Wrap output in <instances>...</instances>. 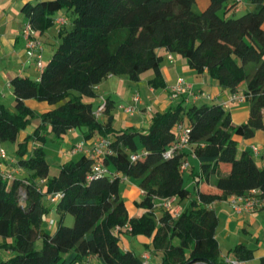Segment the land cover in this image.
I'll return each instance as SVG.
<instances>
[{"label":"trees","instance_id":"obj_1","mask_svg":"<svg viewBox=\"0 0 264 264\" xmlns=\"http://www.w3.org/2000/svg\"><path fill=\"white\" fill-rule=\"evenodd\" d=\"M247 1L249 9L239 17L231 16L237 13L234 0H208L199 13L193 11L196 0H38L25 4V23L37 39L56 24L57 15L65 23L58 26L59 43L43 63L38 79L11 78L13 109L0 102V146L17 144L14 160L8 156L1 160L0 238L10 257L0 264H150L120 247L123 232L148 237L147 251L158 258L155 264H226L220 258L215 238L218 219L211 206L253 190L264 200V165L259 166L250 152L238 150V139H251L264 131V0ZM164 53L182 58L196 74L206 71L230 94H238L244 85L246 122L233 125L220 102L178 103L155 111L145 131L115 130L110 100H105L100 118L93 115L92 104L83 99H94L97 86L109 77L125 76L137 82L150 70L149 85L164 89ZM28 100L50 108L37 113L26 106ZM34 119L39 123L33 132L21 137ZM181 124L188 129L187 147L164 158ZM73 129H80L84 140H108L99 161L107 173L93 172L95 161L84 154L61 164L58 174L49 177L43 143L47 136L61 141ZM188 155L199 166L194 188L199 178L206 182L215 178L214 187L221 194L196 191L191 198L193 193L184 186L180 171ZM132 156H136L134 161ZM11 170L23 175L15 177ZM7 174L11 180L5 178ZM123 178L134 181L142 192L135 204L144 211L140 216L129 217L119 197ZM50 195H56V200L46 206L43 201ZM170 199L176 204L188 200V208L180 213L165 210L161 204ZM51 210L59 216L52 234L42 227ZM67 214L73 217L70 227L63 222ZM7 239L13 243L8 245ZM231 253L239 262L253 258V250L244 245ZM258 264H264V257Z\"/></svg>","mask_w":264,"mask_h":264},{"label":"crops","instance_id":"obj_2","mask_svg":"<svg viewBox=\"0 0 264 264\" xmlns=\"http://www.w3.org/2000/svg\"><path fill=\"white\" fill-rule=\"evenodd\" d=\"M38 0H0V102L6 105L9 109L14 105V94L9 85L11 78L15 76L27 77L36 81L39 77V71L36 69L34 61L29 59L25 53V42L21 35L25 23L23 8L27 2H35ZM208 6V0H196L195 6L202 11ZM249 9L248 1L243 0V4L238 5L236 12L246 11ZM61 15H57V18ZM56 28V29H55ZM58 25L55 24L52 28L47 30L38 39L43 45L42 62L47 63L57 47L55 43H59L57 36ZM45 61V62H44ZM161 73L163 75L166 87L164 89H153L146 80L133 82L125 76L109 77L100 83L95 89L97 99L96 109L101 104V99L110 100L114 105L113 108V128L115 130L132 129L136 131H145L150 124V119L155 111L163 112L178 103L187 105H207L205 102L210 101L211 104L215 102H225L229 98L230 93L227 90L220 89L216 82L212 80L208 73L204 71L201 74L188 69L186 62L174 55L164 53V59L161 64ZM179 78H183L184 82L189 87L188 90L179 96L177 99H170L169 90L173 87ZM141 85V86H140ZM245 86H241L238 94H242ZM135 93L139 94L140 100L136 104V110L133 113L125 111L126 107L134 105L132 100ZM91 103V102H90ZM26 106L37 113H43L50 107L44 103H38L33 100L25 102ZM92 104V103H91ZM93 106V104H92ZM230 113L233 125H240L246 122L248 117V103H231L227 109ZM32 128H29L27 133H21V137L30 134ZM97 137H92L89 140H84L80 129H73L67 132L62 139V146L66 149H61L57 156L58 164H63L69 161L77 160L83 152H75L74 146L83 144L86 149L91 148L92 142ZM252 147L258 150L255 156L252 152ZM32 148V145L30 146ZM239 152L248 151L253 154L259 166L264 165V131H257L253 138L247 140L238 139ZM189 153V151H187ZM10 161L14 160L13 156L7 155ZM188 168L183 172L188 173V188L192 191L195 197V192L200 191L206 194H221L219 190L214 187L215 178L204 181L199 178L198 188H194L195 181L193 176L199 172L197 161L192 155L187 156ZM59 165V166H60ZM11 174L15 177H21L22 172L11 170ZM123 188V196L126 194H134L138 191V196L133 199V217L143 214V210L138 208L135 204L140 200L142 194L137 184L129 179L123 178L120 181ZM185 186V185H184ZM191 188V189H190ZM189 201L185 200L180 204L172 201V212L180 213L188 208ZM127 208V205L125 203ZM211 208L214 210L218 223L215 230V238L218 243L220 258L226 264L232 262L237 264H258L260 259L264 257V203L262 206L251 212H236L229 202V198L223 201L215 202ZM128 212V208H127ZM159 214V213H158ZM129 215V214H128ZM138 236L136 238H140ZM218 237L222 240L225 246V251ZM254 243L256 247L251 248L250 244ZM150 241L145 245H149ZM237 245H244L246 248L253 250V259L250 261L239 262L232 255L231 251ZM249 246V247H248ZM121 247V246H120ZM1 249V242H0ZM123 250H131L128 247H123ZM9 253V252H8ZM10 254V253H9ZM148 256V262L158 261L154 255L148 251H143L140 255ZM155 258V259H154ZM153 264V263H150Z\"/></svg>","mask_w":264,"mask_h":264},{"label":"built area","instance_id":"obj_3","mask_svg":"<svg viewBox=\"0 0 264 264\" xmlns=\"http://www.w3.org/2000/svg\"><path fill=\"white\" fill-rule=\"evenodd\" d=\"M238 5L243 4V0H234ZM65 23V18L58 17L56 19V24L63 25ZM21 35L25 42V53L27 57L34 61L35 67L38 71H40L43 67L42 62V53H43V45L39 39L35 37L34 31L28 25V23H24L23 30ZM187 84L184 82L183 78H179L176 84L170 88L169 96L170 99L174 100L177 99L179 96L184 94L188 90ZM134 105L125 108V111L128 113H133L136 110V104L139 102L140 97L138 93H135L132 98ZM241 103L245 102L244 97L241 94H230L229 98L225 102H221L222 107L227 110L231 103ZM105 107V100L101 99V104L95 109L93 115L96 118L101 117V113ZM188 144V129L183 125H178L176 127V138L173 145L163 154L164 158H168L174 153H178L183 151ZM108 146V140L105 138H96L92 144L90 149H86L83 144H78L74 146L75 152H83L85 155L89 156L92 160L95 161L93 166V172L95 173H107V170L104 169L100 164V158L103 157L106 153ZM252 152L256 156L258 154V150L255 147H252ZM7 155L5 151L0 146V169H4V166L1 160H6ZM131 159L134 161L136 156H132ZM188 168V162L185 161L180 166V171L184 172ZM7 180L12 179L11 174L4 175ZM142 194V192H141ZM259 191L253 190L248 195L243 197H230L229 202L233 209L236 212H251L254 211L262 206L264 200L259 198ZM56 195L54 196H46L45 199L49 202H54L56 200ZM22 199H25V195L22 194ZM174 199L166 200L161 204V207L165 210H170L172 208V201ZM127 228V227H125ZM145 263L148 262V256H142ZM230 264H237V263H230Z\"/></svg>","mask_w":264,"mask_h":264},{"label":"rangeland","instance_id":"obj_4","mask_svg":"<svg viewBox=\"0 0 264 264\" xmlns=\"http://www.w3.org/2000/svg\"><path fill=\"white\" fill-rule=\"evenodd\" d=\"M193 11H194V13L200 12V10H198L196 7H193ZM244 13H245V11L242 10L241 12H238L236 14H232L231 16L232 17H239V16L243 15ZM218 15H219V17H222L221 13H219ZM49 43L50 44L55 43V46L58 45L56 42L49 41ZM159 53L163 54V50L162 49L159 50ZM151 74H152V71H150V70L145 71L140 75V78H141V80H146L147 78L152 77ZM83 100L86 102H91L93 104V107H96V102L98 101L97 99H90L89 100L86 98H84ZM205 103L207 105H211L210 101H208V102L206 101ZM174 105H176V101H175ZM199 105H200V103H198V106ZM12 109L13 108H11V110ZM38 123H39V121L37 119H34L31 122V124L24 130V132L27 133L28 129L32 128V131L30 132V134H31L33 132L34 128L38 125ZM31 144L32 143H29V145H31ZM1 147L6 152L7 155L14 156V152H15V149L17 147V144L16 143L15 144L10 143V142H3V143H1ZM42 147H43V150L45 153V159H46L48 166H49V177L56 176L58 174L59 165H60V164H58L59 162H58L57 156H58L59 151L61 149H66V148H65V146H62V140L61 141H52L50 139V136L46 137V140L44 141ZM187 172L184 174V185H185V187H188V176L189 175ZM123 188L124 187L122 185H119V197L124 203H126L127 208H128L129 217H133V210H134L133 199L135 197H137L138 196L137 194H139V193H137L138 191H136L134 194H126L123 196ZM43 202H44V205H46V206L50 205L48 200L43 201ZM20 204L22 206H24V203L22 201H20ZM158 212H159V210L156 209L155 214H158ZM58 219H59V216L54 211L51 210L43 218V223H42L43 229H45V231H47L48 233H51V234L54 233L56 228H57ZM156 219H157V216L155 215V220ZM63 222H64L65 226L70 227L73 224V217L71 215L67 214L65 216ZM148 241H150V239L146 236H141L140 238H136V236L130 235L129 233H125V232L119 234V245L121 246V248H123V247L130 248L131 249L130 251H132L136 256H140L143 253V251L148 250L147 246L145 245L146 243H148ZM218 241L220 242V244L222 246V248H221V249H223L222 252H224L225 246L223 245L222 240H220L219 237H218ZM0 242H1V244H3V240L1 238H0ZM6 243L8 245L12 244L13 240L7 239ZM173 243L174 244L178 243V240L175 238L173 240ZM37 246L38 247L40 246V242L37 243ZM250 246L253 249H254V247H256L254 243H251ZM8 257H10V254L8 253V251H6L4 249V247L3 248L1 247V249H0V260L7 259ZM155 258H157V257L155 256ZM150 263L155 264V263H157V261L154 260V261H151Z\"/></svg>","mask_w":264,"mask_h":264},{"label":"water","instance_id":"obj_5","mask_svg":"<svg viewBox=\"0 0 264 264\" xmlns=\"http://www.w3.org/2000/svg\"><path fill=\"white\" fill-rule=\"evenodd\" d=\"M199 264H204V263H199Z\"/></svg>","mask_w":264,"mask_h":264}]
</instances>
